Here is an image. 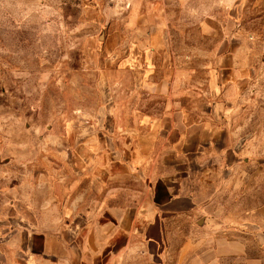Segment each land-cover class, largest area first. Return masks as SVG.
<instances>
[{"label": "crops", "instance_id": "1", "mask_svg": "<svg viewBox=\"0 0 264 264\" xmlns=\"http://www.w3.org/2000/svg\"><path fill=\"white\" fill-rule=\"evenodd\" d=\"M239 2L111 0L99 10L133 20L108 49L132 73L136 97L155 102L132 105L128 122L119 117L126 109L103 108L38 141L19 161L24 177L3 193L0 246L20 264H223L246 255L243 223L209 213L228 180L219 173L246 160L236 99L259 78L255 37L242 42L236 32ZM193 94L205 95L200 106H187Z\"/></svg>", "mask_w": 264, "mask_h": 264}, {"label": "rangeland", "instance_id": "2", "mask_svg": "<svg viewBox=\"0 0 264 264\" xmlns=\"http://www.w3.org/2000/svg\"><path fill=\"white\" fill-rule=\"evenodd\" d=\"M110 1L91 0L90 8V0H0V206L4 191L24 177L19 161L33 156L42 138L60 135L68 123L98 118L103 108L126 109L119 117L128 122L132 105L155 102L144 93L136 97L132 73L118 67L108 49L133 22L99 11ZM246 1L236 8V32L242 42L246 32L255 37L259 65L258 81L236 99L238 123L246 126V160L219 173L228 180L219 181L224 186L209 212L219 221L243 223L236 228L246 255L223 264H264V0H249L247 7ZM192 96L187 106L205 100L204 94ZM20 263L0 246V264Z\"/></svg>", "mask_w": 264, "mask_h": 264}]
</instances>
